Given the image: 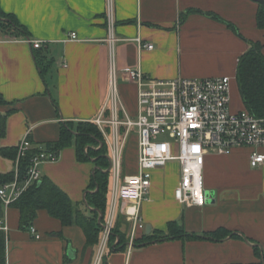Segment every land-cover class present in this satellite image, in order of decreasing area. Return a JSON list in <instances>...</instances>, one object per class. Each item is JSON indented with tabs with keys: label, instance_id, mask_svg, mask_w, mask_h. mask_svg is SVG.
I'll list each match as a JSON object with an SVG mask.
<instances>
[{
	"label": "crops",
	"instance_id": "obj_1",
	"mask_svg": "<svg viewBox=\"0 0 264 264\" xmlns=\"http://www.w3.org/2000/svg\"><path fill=\"white\" fill-rule=\"evenodd\" d=\"M0 8L30 33V38L0 34V96L13 103L0 106V112L15 109L0 138V151L17 147L26 133L33 146L46 148L60 139L62 123L111 120L112 79L125 112L135 118L137 87L124 76V69L140 68L155 79L230 77L240 106L235 112L244 110L236 80L238 62L250 48L248 41L264 42L253 0H0ZM190 9L197 12L186 14ZM205 13L232 23L241 36ZM72 32L78 40L68 38ZM37 50L51 61L45 78L36 63ZM119 115L125 119L120 107ZM134 147L126 149L124 178L138 172V136ZM251 153V148H238L228 156H206L204 184L206 192H214L215 202L202 207L175 199L179 163L156 169L150 195L141 205L145 228L138 235L148 226L167 232L168 224L176 222L203 238L154 243L129 254L113 252L107 264H264V164L252 168ZM15 160L0 153V175L12 172ZM95 168L91 161H79L72 145L58 151L57 161L42 165L41 173L73 202L83 203ZM174 168L177 175L164 188L157 174ZM126 207L125 202L117 204L115 214L121 220ZM1 220L8 227L6 232L0 229L6 238V264H100V247H86L80 227L63 226L46 210H39L33 222L40 239L20 228V212L14 207L0 203ZM218 230L228 234L206 238ZM125 231L130 234V228Z\"/></svg>",
	"mask_w": 264,
	"mask_h": 264
},
{
	"label": "built area",
	"instance_id": "obj_2",
	"mask_svg": "<svg viewBox=\"0 0 264 264\" xmlns=\"http://www.w3.org/2000/svg\"><path fill=\"white\" fill-rule=\"evenodd\" d=\"M113 22L109 21L111 57L114 56L115 38ZM70 40H78L76 33L68 35ZM142 48L153 49V45ZM124 76L137 87V116L131 118L124 110L117 96L115 80L111 82V120H95L111 149V171L114 177L112 205L104 226L100 259H102L110 236L114 215L119 201L127 203L124 216L131 224L127 253H131L134 239L145 225L141 215V205L147 200L152 188L153 172L171 162L180 165V180L175 189V199L187 206L206 205L204 166L206 156L215 153L231 155L235 149L251 148L250 166L258 168L264 164V118L252 115L246 109L231 110L230 77L155 79L140 68L124 69ZM108 103L106 104L107 108ZM119 107L125 114L119 120ZM111 125L112 142L105 126ZM119 126H125L126 136L136 128L138 136V172L132 177H122L124 142L120 141ZM161 137L162 140L160 139ZM14 161V180L0 186V203L5 208L18 201L35 183L41 181V166L57 161L58 152L38 147L30 157L29 167L20 177L21 160L32 149L29 133L23 137ZM177 147V153L173 152ZM0 229L7 231L5 222L0 221ZM30 233L40 239L35 227ZM101 262V260H100ZM99 264V262H98Z\"/></svg>",
	"mask_w": 264,
	"mask_h": 264
},
{
	"label": "trees",
	"instance_id": "obj_3",
	"mask_svg": "<svg viewBox=\"0 0 264 264\" xmlns=\"http://www.w3.org/2000/svg\"><path fill=\"white\" fill-rule=\"evenodd\" d=\"M191 12L197 11L190 9L186 14ZM205 14L223 22L228 28L240 35L238 28L232 23L224 21L216 14ZM185 16V14L181 16L180 23L184 20ZM257 26L259 29L264 30V7L260 4H258ZM2 31L30 38V33L26 27L22 25L14 15L6 14L0 8V32ZM248 43L250 44L249 50L240 57L238 62L236 80L245 109L258 118H264V42L248 41ZM35 57L41 75L45 78L51 68V61L48 60L46 55L41 53V50L35 51ZM53 102L58 109L57 102L55 100H53ZM11 105H13V103L6 102L2 96H0V106ZM14 112V108L5 113L0 112V138L5 136L7 119L9 115ZM105 128L108 134H111V126L107 125ZM124 132L125 126L121 127V134ZM72 145H75L79 161H91L96 166V171L92 175L85 201L83 203L73 202L67 193L49 178L45 177L32 185L18 201L11 205V207L19 210L20 228L23 230H27L33 226V222L39 210H46L53 218L58 219L63 226L80 227L86 236V247L98 249L102 244L104 226L110 211L109 182L112 172L111 170L108 172L111 168L110 147L96 123L66 122L61 124L60 139L56 143H48L46 148L58 152ZM126 149L123 155V176ZM37 150L38 148L33 146L27 156L21 160V178L26 174L30 157L34 155ZM0 153L6 158L15 160L18 155V147L2 148ZM13 180V171L8 175H0V186L12 182ZM83 205L84 208H82ZM100 215H102V220L99 223ZM120 218L119 215L115 214L113 227L100 264H107V258L110 253L125 251L128 248L129 235L125 230L131 228V224L127 221L125 216L122 220ZM221 232L228 234L227 231L218 230L214 233H207L206 238L218 239L222 237L220 236ZM199 238L203 237L187 233L184 227L179 226L176 222H170L167 232L154 230L150 234L144 233L141 236L137 234L133 242V247L141 248L173 239L184 240ZM5 239V233L0 232V264H6Z\"/></svg>",
	"mask_w": 264,
	"mask_h": 264
},
{
	"label": "rangeland",
	"instance_id": "obj_4",
	"mask_svg": "<svg viewBox=\"0 0 264 264\" xmlns=\"http://www.w3.org/2000/svg\"><path fill=\"white\" fill-rule=\"evenodd\" d=\"M0 34H2V38H5V37L6 38H15V37H17V35L11 34L10 32H5V31L0 32ZM230 99H231V110L233 112H235L237 109H239L240 106H239V100L236 96V90H235L234 82L232 83L231 90H230ZM119 120L124 121V119L121 115H119ZM121 127H124V126H119L120 141L124 142L123 151L126 149V146H127V151L130 150L131 147L134 149L135 148L134 142L136 141V136H137L136 128L131 129L129 134L126 136V133H127L126 127H125V132L122 134H121ZM109 138H110V141L112 142L111 135ZM162 138L164 139V137H161L160 139L162 140ZM110 152H111V149H110ZM173 152L175 154L177 153V147H174ZM122 155H124V152ZM122 166H123V158H122ZM157 175H158L159 181L161 182L162 186L164 188H168L170 183L172 182V180L176 177L177 170H176V168H174L171 171H169L168 173H162V174L159 173ZM122 177H123V175H122ZM109 189H110L109 205L111 207V205H112V194H113V190H114V177H113L112 172L110 175ZM109 213H110V211H109Z\"/></svg>",
	"mask_w": 264,
	"mask_h": 264
},
{
	"label": "water",
	"instance_id": "obj_5",
	"mask_svg": "<svg viewBox=\"0 0 264 264\" xmlns=\"http://www.w3.org/2000/svg\"><path fill=\"white\" fill-rule=\"evenodd\" d=\"M253 1H255L256 3H258V4H260V5H262L263 7H264V0H253ZM110 160H111V158H110ZM111 170V168L108 170V172ZM95 171H96V168L94 169V172H93V174L95 173ZM206 197H207V202L206 203H210V204H212V203H214L215 201H214V192H206ZM101 220H102V215H100V217H99V223L101 222ZM152 232V228L150 227V226H148L147 227V229H146V234H150ZM73 250L71 249V248H69V250H68V255L70 256V257H73Z\"/></svg>",
	"mask_w": 264,
	"mask_h": 264
}]
</instances>
